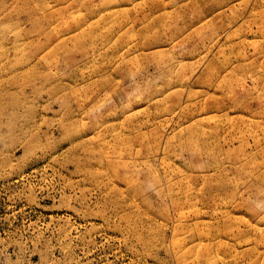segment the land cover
Here are the masks:
<instances>
[{
	"label": "rangeland",
	"instance_id": "obj_1",
	"mask_svg": "<svg viewBox=\"0 0 264 264\" xmlns=\"http://www.w3.org/2000/svg\"><path fill=\"white\" fill-rule=\"evenodd\" d=\"M0 264H264V0H0Z\"/></svg>",
	"mask_w": 264,
	"mask_h": 264
}]
</instances>
